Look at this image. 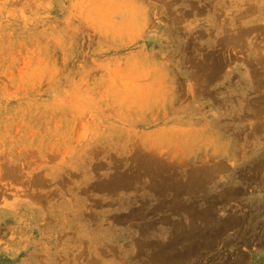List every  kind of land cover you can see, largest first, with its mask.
Segmentation results:
<instances>
[{
	"label": "rangeland",
	"instance_id": "obj_1",
	"mask_svg": "<svg viewBox=\"0 0 264 264\" xmlns=\"http://www.w3.org/2000/svg\"><path fill=\"white\" fill-rule=\"evenodd\" d=\"M0 264H264V0H0Z\"/></svg>",
	"mask_w": 264,
	"mask_h": 264
},
{
	"label": "bare ground",
	"instance_id": "obj_2",
	"mask_svg": "<svg viewBox=\"0 0 264 264\" xmlns=\"http://www.w3.org/2000/svg\"><path fill=\"white\" fill-rule=\"evenodd\" d=\"M215 61H216V59H215ZM207 65V64H206Z\"/></svg>",
	"mask_w": 264,
	"mask_h": 264
}]
</instances>
